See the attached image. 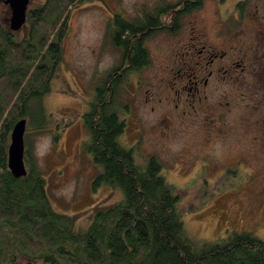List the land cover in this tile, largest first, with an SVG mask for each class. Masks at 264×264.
<instances>
[{"label":"rangeland","instance_id":"obj_1","mask_svg":"<svg viewBox=\"0 0 264 264\" xmlns=\"http://www.w3.org/2000/svg\"><path fill=\"white\" fill-rule=\"evenodd\" d=\"M42 1L30 0L28 7ZM176 1L93 0L71 12L61 63L49 91L42 97L51 118L49 127L38 133L25 131L24 145L29 147L30 157L46 181L50 206L73 216L76 231L87 228L95 207H108L122 197L119 188H92V178L99 167L84 149L88 131L82 115L96 87L120 60V52L111 44L108 25L114 15L133 20L143 8L152 10L158 3ZM203 5L182 17L181 25L183 29L191 25L196 30L202 28L208 34L205 42L211 43L213 4L205 0ZM9 17L8 5L0 0V23L9 26ZM26 32L23 25L17 35L23 37ZM181 34L175 37L159 32L150 36L145 44L148 65L128 73L119 85L114 109L125 120L120 141L134 147L138 164L143 165L149 155L161 161L163 175L179 193L177 210L191 238L215 242L232 231H248L264 240L261 98L246 84L250 76H243V83L223 84L219 89L220 104L215 103L216 115L221 121L231 122V126L221 130L205 126L206 113L192 112L187 90L181 91L182 100L178 101L179 94L170 89L178 82L174 75L180 62L189 59H183L181 54L185 51ZM226 102L234 107L229 109ZM238 116L246 120L241 122ZM29 261L32 260L17 257L12 264Z\"/></svg>","mask_w":264,"mask_h":264},{"label":"trees","instance_id":"obj_2","mask_svg":"<svg viewBox=\"0 0 264 264\" xmlns=\"http://www.w3.org/2000/svg\"><path fill=\"white\" fill-rule=\"evenodd\" d=\"M90 1L43 0L28 7L23 37L0 23V264L17 257L43 264H264V240L248 231L215 242L191 238L177 210L179 193L163 175L161 161L149 155L138 164L134 147L120 141L125 120L114 109L119 85L148 65L147 39L174 30L181 15L203 0L161 2L133 20L114 15L108 25L120 60L96 87L82 120L88 131L84 149L100 169L92 188H119L122 197L115 204L95 207L87 228L76 231L73 216L50 206L28 146L27 173L17 178L10 172V132L22 118L25 131L49 127L42 97L61 63L71 12Z\"/></svg>","mask_w":264,"mask_h":264},{"label":"flooded vegetation","instance_id":"obj_3","mask_svg":"<svg viewBox=\"0 0 264 264\" xmlns=\"http://www.w3.org/2000/svg\"><path fill=\"white\" fill-rule=\"evenodd\" d=\"M204 1L198 8L182 14L180 24L174 30L155 33L163 32L175 37L182 33L181 38L185 39V51L181 54L183 59H189L180 62L181 67L174 75L178 82L170 87L177 96L179 94L178 101L182 100L181 91L187 90L190 97L188 107L193 113H206L203 117L205 126L214 130L228 129L231 122L221 121L216 115L221 85L243 83L241 78L250 76L246 84L257 92L264 107V0H254L253 3L248 0H211V43L205 42L208 34L202 28L196 30L191 25L183 29L181 25L182 17L200 10ZM225 105L229 109L234 107L231 102ZM237 118L243 119L241 122L246 120L242 116ZM260 123L264 128V116Z\"/></svg>","mask_w":264,"mask_h":264},{"label":"water","instance_id":"obj_4","mask_svg":"<svg viewBox=\"0 0 264 264\" xmlns=\"http://www.w3.org/2000/svg\"><path fill=\"white\" fill-rule=\"evenodd\" d=\"M10 10L9 29L18 31L26 22V15L30 0H3ZM26 119H19L10 132V143L8 145L7 165L14 177H21L27 173L24 162V133L26 130ZM26 264H34L29 261Z\"/></svg>","mask_w":264,"mask_h":264}]
</instances>
